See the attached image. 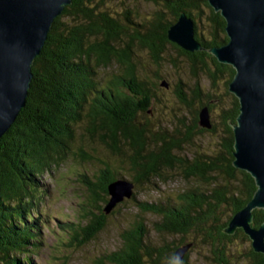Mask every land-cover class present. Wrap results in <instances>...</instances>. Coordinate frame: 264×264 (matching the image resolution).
<instances>
[{"label": "trees", "instance_id": "obj_1", "mask_svg": "<svg viewBox=\"0 0 264 264\" xmlns=\"http://www.w3.org/2000/svg\"><path fill=\"white\" fill-rule=\"evenodd\" d=\"M104 1L71 0L53 19L41 51L31 65L25 105L0 136V264H35L30 255L40 225L45 223L37 215L40 212L30 208L37 196L36 188L39 195L44 190L36 176L63 159L66 153H73L74 136L83 119L87 132L99 130L112 153L125 157L133 172L132 180H127L133 184L165 178L163 175L170 170L184 179L194 180L192 187L166 200H137L133 192L132 201L140 212L158 216L153 221L156 232L183 236L175 243L153 244L146 239L148 229L143 218L137 217L121 230L120 245L106 255L110 263L173 264L175 249L187 242L192 245L184 241V235L193 231L212 244L216 264H231L225 258V241L237 239L250 243V240L239 227L231 234L223 228L233 213L251 198L256 185L250 173L232 164L230 124L235 121L239 104L228 89L234 68L218 61L207 50L227 40L225 19L207 0H144L156 8L147 19L137 20L131 14L137 12L126 1L118 6L120 11L114 12L122 13V18L113 17V12L102 6ZM195 8L198 17L206 20L205 33L197 29L194 19L197 15L191 10ZM181 12L193 19L194 36L202 49L187 51L167 39L168 26ZM122 35L138 40L156 63H160L165 44H169L188 58L194 72L200 67L211 84L223 81L230 103L221 106L223 134L218 149L196 150L190 157L180 153L194 134L216 130L215 123L211 122V127L198 123L199 109L207 106L210 110L214 106L211 95L202 89L198 79L190 92L185 90L181 79L173 87L178 101L193 113L191 117L188 115V121H182L183 127L175 126L168 132L161 124L162 128H153L148 121L138 120L139 111L149 110L153 93L145 78L136 74L131 44L127 42L120 50L116 47ZM110 59L123 66L122 73L100 84L98 68L107 65ZM82 152V156H87ZM99 171L105 177H97L95 183L88 184L90 219L87 218L80 237L70 239L71 244L91 239L104 226V206L109 199L107 184L118 177L108 163ZM263 220L264 209L254 208L252 225L258 226ZM248 247L245 264H264V254L253 251L251 245Z\"/></svg>", "mask_w": 264, "mask_h": 264}, {"label": "rangeland", "instance_id": "obj_2", "mask_svg": "<svg viewBox=\"0 0 264 264\" xmlns=\"http://www.w3.org/2000/svg\"><path fill=\"white\" fill-rule=\"evenodd\" d=\"M122 1L105 0L102 6L109 12H113V17H121L122 13L114 12L121 10L118 6L122 4ZM124 1L130 9L137 12L131 13L135 20L147 19L156 8L155 4L144 0ZM201 8L206 7L201 5ZM191 10L197 15L196 8ZM198 16L194 18L197 29L205 33L206 20L203 18L201 20ZM127 42L131 44L130 48L133 50L131 56L134 57L133 62L136 64V74L145 78L144 80L147 81L153 93L149 110L144 113L139 111L138 120L148 121L150 127L153 128L157 126L167 128L168 132H171L175 126L183 127L181 126L182 121H188V117H191L193 113L187 111L178 101L173 87L181 79L185 90L190 92L198 79L202 89L208 91L212 97L211 101L214 102V106L212 105L213 107L209 110V118L212 123L216 124V130L194 134L189 142L184 143L180 153L190 157L196 150L210 152L218 149V142L223 134L219 116L221 106H228L230 103V97L224 92L223 81L218 80V83L211 84L200 67H196V72H194L188 58L169 44H165L163 58L160 63H156L147 48L141 46L136 39L130 40L129 37L124 36L115 45L120 50ZM128 47L127 45L126 48ZM108 62L107 65L98 68L100 84L122 73L123 66L117 61L110 59ZM182 115H185L184 119L181 118ZM85 129L86 122L83 119L74 136L71 148L73 153H66L63 159H58V162L51 165L48 170L36 176L37 181L40 180L43 184L44 190L39 195L36 188L37 196L31 202L30 208L34 211L37 209L40 212L37 215L42 216L45 223L40 225L38 237L33 245V253L30 255L31 261L35 264H112L106 255L120 245L121 230L128 227L137 217L143 218L148 229L146 239L153 244H170L172 241L175 243L180 240L183 235L156 232L153 229V221L158 216L151 212H140L132 198L128 197L117 202L106 212L104 226L91 239L78 245L69 243L71 238L80 237L82 228L88 222L87 218L91 216L89 215L90 207L87 204L90 197L88 184L95 183L97 177L98 179L105 177L99 171L104 163L110 165L112 173L117 171L115 175L118 178L124 177L132 180L133 177V172L128 168L125 157L123 155L118 157L112 153L105 144L102 133L99 130L87 132ZM125 149L126 147L123 146L122 151ZM81 151L87 156H82ZM163 176L165 178L152 179L151 182L134 183L133 192L136 199L166 200L194 184V180L184 179L173 170L165 172ZM184 236V241H190L192 245L188 248L185 261L173 259V264H216V253L212 244L201 239L202 236L200 235V238L193 231H188ZM34 238L35 235L32 236L33 241ZM225 244V258L231 264H245L250 243L232 239L230 242L226 240Z\"/></svg>", "mask_w": 264, "mask_h": 264}, {"label": "water", "instance_id": "obj_3", "mask_svg": "<svg viewBox=\"0 0 264 264\" xmlns=\"http://www.w3.org/2000/svg\"><path fill=\"white\" fill-rule=\"evenodd\" d=\"M71 0H0V136L24 105L33 59L41 51L52 20ZM225 19L227 40L207 50L218 61L234 68L228 89L238 100L232 122L234 167L254 178L256 188L246 204L233 213L223 231L238 227L247 234L253 251L264 254V220L252 225L253 209H264V0H207ZM167 39L187 50L203 47L194 36V21L181 12L166 30ZM164 84V82H161ZM198 123L211 127L209 110L203 106ZM133 182L116 178L108 182L105 212L131 197ZM190 243L178 246L174 260H181Z\"/></svg>", "mask_w": 264, "mask_h": 264}, {"label": "bare ground", "instance_id": "obj_4", "mask_svg": "<svg viewBox=\"0 0 264 264\" xmlns=\"http://www.w3.org/2000/svg\"><path fill=\"white\" fill-rule=\"evenodd\" d=\"M53 21V20H52ZM30 84V83H29ZM28 94V93H27ZM25 105V104H24Z\"/></svg>", "mask_w": 264, "mask_h": 264}]
</instances>
